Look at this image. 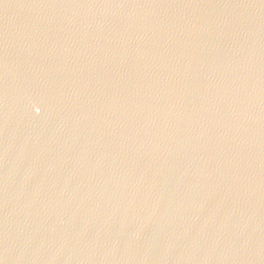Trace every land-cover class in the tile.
<instances>
[{"label": "water", "instance_id": "95a60500", "mask_svg": "<svg viewBox=\"0 0 264 264\" xmlns=\"http://www.w3.org/2000/svg\"><path fill=\"white\" fill-rule=\"evenodd\" d=\"M0 264H264V0H0Z\"/></svg>", "mask_w": 264, "mask_h": 264}]
</instances>
